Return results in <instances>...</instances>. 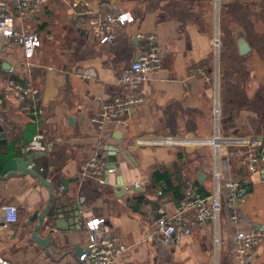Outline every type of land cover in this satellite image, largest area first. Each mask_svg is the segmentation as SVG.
<instances>
[{
    "label": "crops",
    "instance_id": "crops-1",
    "mask_svg": "<svg viewBox=\"0 0 264 264\" xmlns=\"http://www.w3.org/2000/svg\"><path fill=\"white\" fill-rule=\"evenodd\" d=\"M113 11H128L132 20L116 27L112 43L101 45L90 18ZM16 26L34 32L39 42L27 59L0 35V121L8 127L0 154L11 152L8 171L15 170V158L31 153L22 148L41 135L43 149L31 164L55 191L66 190L60 196L66 221L75 222L50 234L48 246L36 243L29 235L36 222L24 224L49 198L47 188L29 174L0 177V204H14L19 214L17 223L0 230V256L11 264H81L85 222L102 217L128 246L123 260L131 264H229L236 232L264 227V164L243 194L237 224L223 209L208 227L192 226L180 242L167 243L158 234L149 237L155 219L161 211L172 214L189 186L209 193L216 159L222 180L246 172L222 148L142 140L257 136L264 149V0H41L34 14L16 18ZM151 33L163 46V59L139 86L143 101L123 124L97 125L92 118L124 94L118 76ZM240 36L250 47L245 54L239 51ZM78 66L94 68L95 77L81 79L74 73ZM11 77L38 92L19 101L6 85ZM91 162L115 167L93 176ZM62 177L70 180L65 188ZM119 180L123 190L114 189ZM134 183L140 188H132ZM253 264H264V240Z\"/></svg>",
    "mask_w": 264,
    "mask_h": 264
},
{
    "label": "built area",
    "instance_id": "built-area-1",
    "mask_svg": "<svg viewBox=\"0 0 264 264\" xmlns=\"http://www.w3.org/2000/svg\"><path fill=\"white\" fill-rule=\"evenodd\" d=\"M41 0H14V7L10 8L9 0H0V35L9 43L19 46L27 59L35 53L38 46V37L34 32L23 30L16 26V18L22 15L34 14L37 5ZM72 6H76L73 3ZM14 12V13H12ZM132 20L128 11H113L105 14H96L90 18V30L94 38L101 45L112 43L116 38V27ZM163 59V46L159 43L157 36L153 33L145 37V44L136 54L135 58L123 67L118 83L123 86L124 94L115 96L113 100L102 107V112L92 118L97 125L102 126L105 120L118 124L125 122L127 116L134 107L142 101L143 96L139 86L145 82L149 75L161 67ZM9 71L14 74L18 70L11 68ZM74 73L81 79H92L96 71L92 67H75ZM6 85L9 91L19 100L25 101L35 95L38 90L31 83L21 84L13 77L7 80ZM2 100L0 97V106ZM42 136L37 135L36 139L22 148L23 152H38L43 149ZM141 141V140H140ZM142 143L146 144H167L169 146H181L192 143L194 146L210 145L217 149H223L226 156L236 160L238 167L245 170L246 174L237 179L222 180L219 162L214 170V183L212 190L202 194L193 186L184 191L183 199L176 210L167 215L163 211L154 221L153 234H158L167 243L180 242L182 237L190 235L192 226L206 228L213 221H217L223 209L228 211L229 219L237 224L240 219L241 205L244 201L243 194L253 182V176L262 170L264 164L263 140L260 137H211L195 136H164L161 138H144ZM216 151V152H217ZM218 156V153H217ZM92 168V175L98 176L101 169L108 168L107 163H89ZM140 188L139 183L132 186ZM126 189V188H125ZM19 220L18 209L14 204H0V230H8L10 226ZM87 240L77 255L81 264H131L124 261L123 256L129 249L121 244L119 238L111 234L105 225L102 217L88 219L85 222ZM264 240V232L261 229L238 230L234 238V248L229 264H253L257 248ZM0 264H11L9 260L0 256Z\"/></svg>",
    "mask_w": 264,
    "mask_h": 264
},
{
    "label": "water",
    "instance_id": "water-1",
    "mask_svg": "<svg viewBox=\"0 0 264 264\" xmlns=\"http://www.w3.org/2000/svg\"><path fill=\"white\" fill-rule=\"evenodd\" d=\"M239 51L240 54H245L250 50V47L246 40L243 37H239L238 39ZM69 120H71L69 118ZM7 135H8V127L6 124L0 121V145L6 144L7 142ZM125 156L132 162V158L130 157L127 151H124ZM37 152H31L26 159L17 157L14 160L15 170H9L4 175L0 174L1 178L9 177L10 175H26L29 174L35 178H37L42 185L47 188L49 198L46 200L45 204L42 208L34 210L29 214L26 218L25 226L28 223L36 222L35 226L33 227L31 234V238L38 244L43 246H48L51 240L50 234H52L55 230H67L68 228H73V223L75 220L66 221L68 215L65 213L64 206L65 203L60 196H63L66 190L61 189L60 191H55L51 185V183L43 178L33 167L31 164L32 159L36 158ZM115 165L108 164L109 169H114ZM198 178L200 174H197ZM61 184L63 188L67 187L69 179L60 178ZM126 188V187H125ZM115 190H123L124 187L122 185V181L119 180L116 182L114 186ZM76 217L79 216L78 212L74 213ZM73 217V216H72ZM80 219V217H79ZM67 225H66V224ZM70 223V224H69ZM264 230V227H258ZM41 229L47 231L45 236H42L39 232Z\"/></svg>",
    "mask_w": 264,
    "mask_h": 264
},
{
    "label": "trees",
    "instance_id": "trees-1",
    "mask_svg": "<svg viewBox=\"0 0 264 264\" xmlns=\"http://www.w3.org/2000/svg\"><path fill=\"white\" fill-rule=\"evenodd\" d=\"M11 152H7L6 154H0V172H7L11 163H12V157L10 156ZM157 173V172H155ZM166 174H162L161 178H165Z\"/></svg>",
    "mask_w": 264,
    "mask_h": 264
},
{
    "label": "rangeland",
    "instance_id": "rangeland-1",
    "mask_svg": "<svg viewBox=\"0 0 264 264\" xmlns=\"http://www.w3.org/2000/svg\"><path fill=\"white\" fill-rule=\"evenodd\" d=\"M204 148H205V146H204ZM215 240H216V238L214 237V242H215ZM230 259H231V257L229 258V261H230Z\"/></svg>",
    "mask_w": 264,
    "mask_h": 264
}]
</instances>
